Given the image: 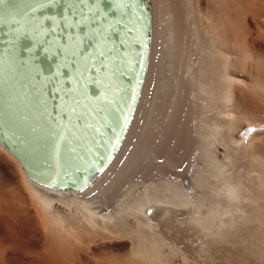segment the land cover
<instances>
[{
  "label": "bare ground",
  "instance_id": "obj_1",
  "mask_svg": "<svg viewBox=\"0 0 264 264\" xmlns=\"http://www.w3.org/2000/svg\"><path fill=\"white\" fill-rule=\"evenodd\" d=\"M144 2L151 26L145 75L123 140L102 170L78 189L49 187L30 179L0 143V152L16 163L28 190L0 161L2 262L14 258L3 248L12 244L18 211L28 215L30 229L37 219L34 224L48 230L43 263L93 264L91 254L109 264L115 253L127 249L131 257L124 263L264 264V230L248 227L255 217L264 228V154L254 140L264 135V0ZM144 18L134 0H0V130L45 179L81 183L87 167L103 162L128 106ZM192 66L199 70L191 76L198 91L190 95L185 73ZM87 83L92 90L85 89ZM74 87L85 100L70 107L63 100L75 96ZM104 98L110 99L107 107ZM160 101L164 110L157 115ZM102 107L110 110L105 119L97 114ZM36 113L40 117L31 121ZM9 117L20 129L9 126ZM147 118L158 121L151 142L145 135ZM238 121L249 127L240 129L245 131L240 140ZM177 141L188 161L215 173L213 188L229 174L225 192L219 186L229 204L216 197L215 205L200 189L193 197L178 184L160 196L156 186L145 182L168 173ZM238 154L250 155L258 171L249 174V185L234 175L229 159ZM137 182L143 187L136 191ZM181 216L204 232L199 258L159 229ZM241 228L248 230L245 237L238 234ZM72 237L79 240L77 246ZM122 238L129 241H117ZM241 239L248 241L244 250L237 246Z\"/></svg>",
  "mask_w": 264,
  "mask_h": 264
},
{
  "label": "rangeland",
  "instance_id": "obj_2",
  "mask_svg": "<svg viewBox=\"0 0 264 264\" xmlns=\"http://www.w3.org/2000/svg\"><path fill=\"white\" fill-rule=\"evenodd\" d=\"M45 56V55H44ZM81 63H82V61H81ZM191 69H193V70H191V71H186V73H185V79H187V86L189 87L190 85V87L188 88V92L190 93V95L191 94H193V93H196L198 90H195V89H197V88H195V86H193L192 85V82H191V76H193V74L195 73H199V70L197 69V67L196 66H192V68ZM197 70V71H196ZM190 73V74H189ZM193 73V74H192ZM186 74H188V75H186ZM190 75V76H189ZM188 76V77H187ZM190 77V78H189ZM189 78V79H188ZM189 82H191V84L189 83ZM189 93H188V95H189ZM104 100H105V98H104ZM165 100V99H164ZM168 100V99H167ZM166 100V101H167ZM106 103H110V99H107V101H105ZM161 101L159 102V109H158V112H156V114L158 115L159 113H162V111L164 110L163 109V105H161ZM89 104H91V101L89 102ZM190 104L193 106V103H191L190 102ZM91 106V105H90ZM161 107V108H160ZM166 108V107H165ZM90 109L92 110H95L94 108H92V107H90ZM89 109V110H90ZM163 109V110H162ZM160 111V112H159ZM241 111V113H242V110H240ZM107 112H108V114H110L109 112H110V110H109V108H107L106 110H105V113L103 114V113H99L100 114V117L101 118H106V117H108V115H107ZM192 116V115H191ZM99 117V116H98ZM157 118V117H156ZM90 119V118H89ZM89 119H87L88 121L87 122H89ZM190 120H192V118L190 117L189 118V121ZM151 121H152V119H146L145 120V131H146V134L145 135H147L148 136V138H147V136H146V139H148L147 141L148 142H151L152 141V139H154V138H152V136H154L152 133L154 132V130H155V133H157V128H156V122H158L157 120H155L154 122H152L151 123ZM238 122H242V121H238ZM246 121H243L242 123H241V125H239V123H238V125H236V127H237V129H236V133L238 134L237 135V137H238V139L240 140V138H241V136H240V134L243 136V133L245 132H243V130H245L244 128H246V127H248L247 125V122L245 123ZM160 124V123H159ZM243 124H244V126H243ZM240 126V127H239ZM250 126V125H249ZM249 128V127H248ZM148 129V130H147ZM239 129V130H238ZM240 129H243V130H241L240 131ZM248 130V129H247ZM239 131V132H238ZM242 132V133H241ZM240 137V138H239ZM255 140V145H256V149L258 150V152L260 151V150H262V151H260L259 152V154L261 155H263L264 154V151H263V149H264V135H261V136H259V137H257V138H255L254 139ZM257 141V142H256ZM261 142V143H260ZM259 144V145H258ZM174 145H175V149H174V155L172 156L173 158V166L172 167H170V169H172L171 170V172L169 171L170 169H168V173L167 172H163V173H161V172H158V173H156V174H153L152 176H150V177H148L147 179H150V178H152V179H150V180H145V182L147 181L149 184H151L152 186H156V188L155 187H153V190H155L154 192L155 193H157L158 195H160V196H162L163 195V193L165 194V193H167L166 191H168V189L170 188V189H172V188H174V189H176L177 190V188L178 189H182L181 187H183V185L185 186V188L183 187V189H185V190H187L188 192H189V194L191 195V196H193V197H195L196 195L195 194H197L196 193V191L197 192H199V191H202V193H203V195H204V193L206 192V194H205V196L207 195V197H206V200H208V199H210L211 197H212V199L211 200H213V201H211L212 203L214 202V201H218V200H220L221 202H224V204H229L228 202L230 201L228 198H226V196H225V194H221L220 195V193H219V191H220V187H221V191H224L223 189H225L226 188V186H227V183L226 182H228V179H229V174L227 173H224L221 177V180H220V182L219 181H216L217 179L215 178V181L219 184V186L218 185H216L215 183H214V186L216 185L217 187H214L213 188V186H212V182L214 181V179H213V174L215 175V173L212 171L211 172V169H209L210 171H208L207 169L208 168H206V170H204V171H202V169H198V168H200L198 165H199V163L197 164L194 160H191V161H188V158L184 155V153L181 151V152H179V150H180V146H178V145H180V143L177 141V142H175L174 143ZM259 147H258V146ZM262 145V146H261ZM260 148V149H259ZM177 156H176V155ZM249 155V154H248ZM175 156V157H174ZM239 156H240V158H239ZM243 156H245V157H243ZM233 157H234V160H233ZM264 157V156H263ZM177 158V159H176ZM231 159L233 160V161H231ZM200 160H201V158H200ZM225 160H228V157H226V159ZM230 160V162L232 163V166H233V169H234V175H235V177L236 178H238V179H240V181L242 182V183H244V181H245V183L244 184H247V185H249V180H250V177L248 178V176H249V174L251 175V176H253L252 174H256V173H253V172H257L258 173V171H256L255 169H253L254 168V166H253V162H252V160H251V157H250V155L248 156V158H247V156H246V154L244 155H236V156H232V158H230L229 159ZM0 161H1V165H4L7 169H8V171H9V174H10V176H12L16 181H18V183H19V185H21V187H22V189L24 190V191H26L27 193H28V190L27 189H25V185H24V183L22 182V180L20 179V177H21V174H20V172H19V169H18V166L16 165V163L13 161V160H11L10 158H7L4 154H2L1 152H0ZM181 161V162H180ZM251 161V162H250ZM198 162V161H197ZM11 163V164H10ZM235 163V164H234ZM190 164V165H189ZM193 164V165H192ZM195 164V165H194ZM253 166H251V165ZM195 168H194V167ZM198 166V167H197ZM185 168H186V170H185ZM252 168V169H251ZM202 173V175L205 177L204 178V180L206 181V182H204V180H203V177H202V175H201V173L199 172V174L201 175V176H199V177H202V179H199V177H198V180L196 179V171H197V174H198V170ZM251 169V170H250ZM252 170H253V172H252ZM237 171V172H236ZM250 171V172H249ZM204 172V173H203ZM211 173V174H210ZM247 174V175H246ZM179 175V176H178ZM207 175H208V178H209V176H210V179H211V177H212V179L210 180H208V178H207ZM178 176V177H177ZM224 176V177H223ZM228 176V177H227ZM245 176V177H244ZM172 177H173V179H172ZM195 177V178H194ZM215 177V176H214ZM157 178V179H156ZM169 178V179H168ZM178 178V179H177ZM207 178V179H206ZM154 179V180H153ZM168 179V180H167ZM170 179H171V181H170ZM167 180V181H166ZM173 180V181H172ZM176 180V181H175ZM195 180H197V181H195ZM199 180H201V182H203V183H201V184H204L205 183V185L206 186H208V188L207 187H205L204 185H202V186H200L199 184H198V182H199ZM207 180L209 181V184H208V182H207ZM150 181V182H149ZM166 181V182H165ZM175 181V182H174ZM177 181H179V182H177ZM223 181V182H222ZM146 182V183H147ZM167 182H169V183H167ZM175 183L174 184V186L171 184V183ZM211 182V183H210ZM247 182V183H246ZM182 183V184H181ZM142 183L141 182H137L136 183V185L138 186L135 190L137 191V189L138 190H140L143 186L141 185ZM167 184H168V186H167ZM170 184V185H169ZM179 186H178V185ZM208 184V185H207ZM175 185H177L178 187H176ZM195 185L198 187V186H200L199 188H194L195 187ZM141 186V187H140ZM204 186V187H203ZM212 186V187H211ZM168 187V188H167ZM140 188V189H139ZM205 188V189H204ZM169 189V190H170ZM197 189V190H196ZM200 189V190H199ZM218 189V190H217ZM166 190V191H165ZM196 190V191H195ZM199 190V191H198ZM209 190V191H208ZM218 191V192H217ZM209 192H211V193H209ZM212 192L214 193V194H212ZM225 192V191H224ZM161 193H162V195H161ZM208 193H209V195H208ZM219 194V196L218 195H216V194ZM194 194V195H193ZM210 195H212V196H210ZM213 195H216V196H213ZM215 197V199H213ZM216 197H217V199H216ZM226 199H225V198ZM205 200V201H206ZM227 200H229L228 202H227ZM208 202V203H207ZM206 203V205H208V206H206V207H208V208H210V206L211 207H213V205L211 204L210 205V201H207ZM214 204L216 205L217 204V202H214ZM208 208H205V209H207L208 210ZM239 216V217H238ZM237 217L238 218H243V216H242V214L240 213L239 215L237 214ZM179 218V219H178ZM175 217V218H173L171 221L170 220H168L169 222H168V225H167V222H163L162 224H160L159 226H160V228L159 229H161L163 232H165L169 237H170V239H168V240H170V242H171V240H172V242L171 243H174V245H179V247H181V248H184V247H186V248H184V249H188V250H191V251H188L192 256H193V254L196 256L197 255V257H198V254H196V253H198V250L200 249V247L202 246L201 245V243L203 242L202 240L204 239L203 237V235H204V232H200L199 231V228L197 227V229L195 228L194 229V227L192 226V225H194V224H190L188 221H187V219H181L182 218V216L181 217ZM255 217H253V218H251L250 217V219H251V223L249 222L248 223V227H250V229H252V231H255L256 230V232H260V233H262L263 232V230H264V228L262 227L263 226V224L262 225H258L260 222L258 221V219H257V221H256V218H255V220H253ZM26 219L28 220V215L27 214H25V213H21V212H18V211H16L14 214H13V226H14V233H12V239H13V241L11 242L12 244H10V245H8V247L7 248H3L4 249V251L6 252V253H8V252H10V253H8L13 259H11V260H9L8 262H5V261H1L0 260V264H48V263H43L41 260H42V258H44V257H46V253H47V251L46 250H44V243H43V240H44V242H45V240H46V238H47V232H48V230H46L45 228H42V227H40V226H37V225H35L34 224V222L36 223V220L37 219H32V225H31V229L29 228V226H27L26 225ZM181 220L180 222H181V224L178 222V220ZM193 227V228H191V226L190 227H186V226H189L188 225V223L186 222V221ZM252 220L254 221V222H252ZM38 221V220H37ZM172 222V223H171ZM176 222H177V224L179 223L180 225H182L181 227H180V225L178 224H176ZM185 223H187V224H185ZM170 224H172V225H170ZM176 224V225H175ZM184 225H186V226H184ZM165 226V227H164ZM168 228H167V227ZM172 226V227H171ZM179 226V227H178ZM172 229H171V228ZM175 227H177V228H175ZM26 228V229H25ZM34 228V229H33ZM41 228V229H40ZM186 228V229H185ZM177 229H179V232L177 231ZM181 229V230H180ZM186 231H185V230ZM249 229V228H248ZM258 229V230H257ZM27 231H29V232H27ZM201 233V234H200ZM247 233H248V230L246 229V228H241V229H239L238 230V234L240 235V237H245L246 235H247ZM200 234V235H199ZM45 235V236H44ZM174 235H175V237H174ZM13 236H14V238H13ZM34 236V237H33ZM200 236H202V237H200ZM86 237L89 239H91L92 237H89L88 235H86ZM168 237V238H169ZM44 238V239H43ZM173 238V239H172ZM5 239L6 240H9L10 239V236L8 235V236H6L5 237ZM15 239V240H14ZM71 240V242L73 243V246H77V244H79V240L78 239H74L73 237L72 238H70ZM174 240V241H173ZM177 240V241H176ZM197 240V241H196ZM200 240H201V242H200ZM76 241V242H75ZM118 242L119 241H129L127 238H122V240H117ZM189 241H190V244H189ZM194 241V242H193ZM180 242V243H179ZM176 243V244H175ZM192 243V244H191ZM195 243V244H194ZM185 244V245H184ZM187 244H189V246L187 245ZM199 244V245H198ZM206 244V243H205ZM204 244V245H205ZM248 241H244L243 239H241L238 243H237V246L238 247H240V249L241 250H244V248L245 247H247L248 245ZM12 245V246H11ZM16 245V246H15ZM19 245V246H18ZM177 245V246H178ZM181 245V246H180ZM187 245V246H186ZM192 245L193 246H195V249L192 247ZM196 245H198V246H196ZM189 247V248H188ZM197 248H199V249H197ZM43 249V250H42ZM197 250V251H196ZM191 252H193V253H191ZM195 252V253H194ZM15 253V254H14ZM107 254H110V253H107ZM90 255V256H89ZM115 255L117 256L116 258H114L113 260H112V262L111 261H109V264H133V263H129V262H125L124 263V259L125 258H129V257H131V255L127 252V249H125V250H121V251H118L117 253H115ZM88 256H89V260H91L92 261V263L93 264H105V260H104V258H101V257H94L93 255L91 256V254H88ZM91 257V258H90ZM71 258V257H70ZM124 258V259H123ZM199 258V257H198ZM120 260V261H119ZM16 261V262H15ZM107 261V260H106ZM123 261V262H122ZM114 262V263H113ZM121 262V263H120ZM75 264H79L78 262H76ZM134 264H136V263H134Z\"/></svg>",
  "mask_w": 264,
  "mask_h": 264
},
{
  "label": "water",
  "instance_id": "obj_3",
  "mask_svg": "<svg viewBox=\"0 0 264 264\" xmlns=\"http://www.w3.org/2000/svg\"><path fill=\"white\" fill-rule=\"evenodd\" d=\"M134 2H135L137 10L140 13H142L143 16L145 17L144 22L142 24V33L143 34L141 35L142 38H141V44H140V50H141L140 51V58L138 60V68H137L136 76L133 80L132 90H131V93L129 94V100H128V106L126 107L127 108L126 112H124L123 117L121 118L120 124L118 126V130L115 133L113 142L111 143V147L108 150L107 154L105 155L103 162H99L95 165L92 164L89 167H87V170L84 174V178H83L81 183L76 184V183L71 182V181L70 182L66 181V182L60 183V182L53 181V180H47L34 170L26 152L23 149H20L15 143H12V141H10V139L0 130V143H1V145H3L6 149H8L15 157H17V159L21 163V166H22L24 172L26 173V175L30 179L37 181L40 184L49 186V187H55V188L70 187L73 189H78V188L85 186L88 183L89 176L96 170H102L105 167V165L111 160V158L115 155L117 149L119 148V146L123 140V137L125 135L127 127L129 125V122H130L131 117L133 116V112L135 110V106H136L137 99H138L140 91H141V86H142L144 75H145V70H146L147 61H148V57H149V49H150V30H151V26H150V22H149L150 14L148 13V11H146L144 0H134ZM95 52H96V50H95ZM96 55L98 57V53ZM95 60H96L95 61L96 65H98V63H99L98 58L97 59L95 58ZM73 68H74V66H73ZM83 84L85 85V82ZM88 86L92 90L90 83L88 85H86L85 89ZM81 90H83V89H81ZM73 93L75 96H70V97L68 95L66 97L64 96L65 100H63V103L68 104L67 106H70V107L73 105L79 106L78 104H81L82 101L85 100V98H84L85 95L81 96L79 93V90L76 89V87H74ZM105 101H107V100L105 99ZM11 104H14V103H11ZM104 105H105V107H107L106 106L107 103L106 104L104 103ZM99 109H101L100 113H103V111L106 110V108L103 109V107L99 108ZM36 111L40 112L38 109H35V112ZM97 114H99V113H97ZM40 115L36 113V116L32 115L30 120L32 119L31 121H35L33 119L40 117ZM9 120H11V123L9 125V126H11V128L13 126L16 129H20V128H17L18 126H16V124H14L16 122L12 118L9 117ZM26 151L28 152L27 149H26Z\"/></svg>",
  "mask_w": 264,
  "mask_h": 264
}]
</instances>
